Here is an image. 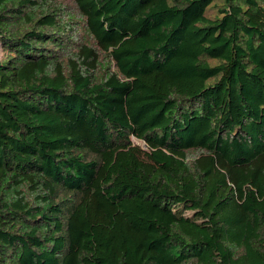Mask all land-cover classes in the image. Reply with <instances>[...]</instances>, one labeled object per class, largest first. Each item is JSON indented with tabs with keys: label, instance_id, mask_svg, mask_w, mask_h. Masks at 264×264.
Instances as JSON below:
<instances>
[{
	"label": "trees",
	"instance_id": "obj_1",
	"mask_svg": "<svg viewBox=\"0 0 264 264\" xmlns=\"http://www.w3.org/2000/svg\"><path fill=\"white\" fill-rule=\"evenodd\" d=\"M71 1L0 0V264H264V0Z\"/></svg>",
	"mask_w": 264,
	"mask_h": 264
},
{
	"label": "rangeland",
	"instance_id": "obj_2",
	"mask_svg": "<svg viewBox=\"0 0 264 264\" xmlns=\"http://www.w3.org/2000/svg\"><path fill=\"white\" fill-rule=\"evenodd\" d=\"M58 2L62 3V7L64 6L65 8H67L68 11H70L73 7H74V4L71 0H57ZM77 18L79 19L80 17L77 16ZM78 38L79 40H84V39H87L89 38V36L82 30V31H78ZM4 56V53H3V50L1 48V44H0V58ZM142 145H144V142L143 141H140ZM145 146V145H144ZM25 191L27 193H29V189L28 188H25Z\"/></svg>",
	"mask_w": 264,
	"mask_h": 264
}]
</instances>
